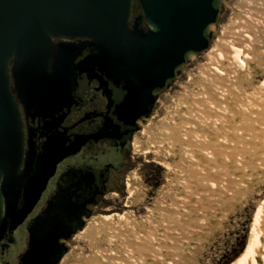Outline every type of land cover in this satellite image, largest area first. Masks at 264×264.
Instances as JSON below:
<instances>
[{"label": "water", "instance_id": "1", "mask_svg": "<svg viewBox=\"0 0 264 264\" xmlns=\"http://www.w3.org/2000/svg\"><path fill=\"white\" fill-rule=\"evenodd\" d=\"M136 1L142 16L131 26L135 0H0V241L8 218L12 229L23 222L58 163L84 142L50 149L31 173L17 96L27 115L48 117L51 131L65 115L61 107L72 103L77 70H100L129 84L131 110L139 117L190 56L209 49L223 0ZM55 37L89 39L94 51L72 67L70 48L59 45L53 60ZM85 44L73 46V59ZM21 195L24 203L17 208Z\"/></svg>", "mask_w": 264, "mask_h": 264}, {"label": "bare ground", "instance_id": "2", "mask_svg": "<svg viewBox=\"0 0 264 264\" xmlns=\"http://www.w3.org/2000/svg\"><path fill=\"white\" fill-rule=\"evenodd\" d=\"M248 1L249 7L264 6L263 0ZM247 12H254L248 17L253 18L252 24H264V14L257 17L259 12L252 8ZM228 24L222 26L225 33L230 30ZM230 31L233 41L220 38L207 52L209 62L199 68L200 81L195 83L199 88L185 86L176 108L166 107L158 132L145 128L134 136V155L167 171L168 184L162 188L163 193L167 191L160 201L155 199L158 208L145 205L153 215L156 209L158 216L144 222L133 209L95 215L73 239L79 251H69L59 264H174L173 235L181 237L191 229V223L198 221L195 212L202 211L205 200L222 198L220 189L232 191L227 186L232 175L240 179L235 183L245 182L252 157L262 161V173L254 178L262 181L264 55L255 46L263 42L242 24ZM141 185L139 172L134 171L127 181L126 207L143 204ZM258 203L247 248L232 264H264V199Z\"/></svg>", "mask_w": 264, "mask_h": 264}, {"label": "flooded vegetation", "instance_id": "3", "mask_svg": "<svg viewBox=\"0 0 264 264\" xmlns=\"http://www.w3.org/2000/svg\"><path fill=\"white\" fill-rule=\"evenodd\" d=\"M139 16L142 12L133 8L131 26ZM143 24L148 29L145 21ZM82 42L87 44L73 59V46ZM88 42L86 38L55 37L53 60L58 57L61 45L71 49V64L77 67L94 51ZM128 93L129 84L123 79L110 78L100 70L90 73L78 69L71 91L72 103L69 108L61 107L65 115L51 131L46 122L48 117L35 116L34 112L27 115L15 93L23 114L26 155L33 162L31 173L36 170L37 159L50 149H73L84 142L78 151L58 163L25 220L12 229L8 218L7 231L0 241V264L61 263L70 240L83 228L84 221L92 217L93 207L107 198L111 189L119 187L117 176L131 166L135 157L134 136L142 131L143 122L159 100L156 96L147 113L134 117ZM23 203L21 195L17 208Z\"/></svg>", "mask_w": 264, "mask_h": 264}, {"label": "rangeland", "instance_id": "4", "mask_svg": "<svg viewBox=\"0 0 264 264\" xmlns=\"http://www.w3.org/2000/svg\"><path fill=\"white\" fill-rule=\"evenodd\" d=\"M249 3L248 0L222 1L218 22L211 28L209 33V49L215 41L220 38L225 41H233L230 30L235 24H242L243 27H247L255 32V37L262 40L263 43L260 44L259 41L258 45L255 47L256 49L259 48L257 50L261 55H264V52H261V46L264 47V24H252L253 18L248 19V17L250 13L254 14V12H247L249 8H252L259 12L255 16L258 15L257 17H260L264 14V6L249 7ZM234 19H236V22L230 24ZM226 23L231 26L228 33H225L222 27L226 25ZM243 45L246 46V44ZM219 46L220 45H217L215 49ZM209 49L200 54L190 56L186 64L178 71L175 79L170 82L164 91L157 95L159 100L152 110L148 120L143 122L141 130L148 128L150 131L158 132V128L161 126V117L166 113V107L171 106L172 108H176L177 97H180L185 93V86L193 88L195 83L197 84L200 81L198 70L209 62V58L206 56ZM190 76L193 81L190 80ZM260 78L261 74H259L256 80L258 81ZM195 88H199V86H195ZM195 88L193 90H195ZM193 90L191 92L194 93L195 91ZM140 134V132L137 133L139 136ZM250 160L252 161V165H247L248 168H246L247 170L249 169L248 175L250 178L245 177L243 179L245 182L240 181L235 183V180L240 179H236L234 178V175H232L231 183L227 184L232 191L228 194L223 189L222 191L220 189V192L224 193V198H219L215 202L210 203L208 200H205L206 202L204 201V205L201 206L202 211L199 210L200 213L199 211L195 212L199 218L196 216L195 218L198 219V221L196 220L197 223H191V229L187 230L190 233L183 231L181 237L178 233L173 235V243L171 244L173 245L172 247L174 250L172 254L174 264H232L242 253H244L248 245L251 225L259 204L258 202H261L262 199H264V174L260 183H257V179H254L256 174L257 176H260L262 173V161L257 157H252ZM243 167L246 166L244 165ZM134 171L139 172L141 186L145 193V200L143 201V204L138 203L133 207H126L125 199L128 196L127 181L130 175L133 176ZM166 174V169L157 162L146 161L143 157L137 158L135 156L131 166L128 167L125 172L120 173V175L117 176L119 187L111 189L107 198H102L97 206L93 205L95 207H93L94 211L92 217L100 213H108L112 211L123 212L125 210L133 209L135 214L141 217L140 220H143L144 222H147L148 219L155 218L158 214L156 209V215H153L149 212L150 210L146 209L145 205L158 208L155 199L158 198L159 200V198H163L162 196L167 191V189L164 193L162 191V188L164 186L167 187L168 184ZM251 174H254V177L250 176ZM106 208H111L112 210L107 211ZM88 220L84 221L83 227L87 224ZM76 234H78V232ZM75 235L73 236V239ZM243 243L244 249L239 253L242 249ZM75 245L76 242L70 240V246L68 247L67 252L73 251V254L78 252L79 250L74 247ZM156 260L159 261L160 259L157 257Z\"/></svg>", "mask_w": 264, "mask_h": 264}, {"label": "trees", "instance_id": "5", "mask_svg": "<svg viewBox=\"0 0 264 264\" xmlns=\"http://www.w3.org/2000/svg\"><path fill=\"white\" fill-rule=\"evenodd\" d=\"M133 8L136 9V10H139L140 13L142 12V9H141L139 3H138V1H136V0H135V3H134ZM82 229H83V228H82ZM82 229H81V230H82ZM243 247H244V243H243V245H242V249L240 250L239 253H241V252L243 251V249H244ZM237 256H238V255H237ZM239 257H240V256H239Z\"/></svg>", "mask_w": 264, "mask_h": 264}]
</instances>
